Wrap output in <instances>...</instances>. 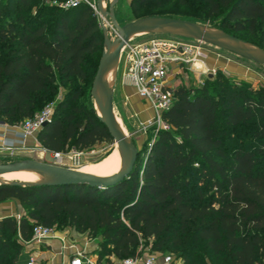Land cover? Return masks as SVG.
Returning a JSON list of instances; mask_svg holds the SVG:
<instances>
[{
    "label": "trees",
    "instance_id": "16d2710c",
    "mask_svg": "<svg viewBox=\"0 0 264 264\" xmlns=\"http://www.w3.org/2000/svg\"><path fill=\"white\" fill-rule=\"evenodd\" d=\"M57 1L30 14L39 0H17L28 13L5 20L0 14V122L20 125L64 86L40 144L60 153L70 144L84 150L113 143L79 100L100 62L97 15L85 4ZM170 1L133 0L132 10L141 17ZM177 3L199 6L220 28L264 47V0ZM175 96L163 114L170 128L158 129L123 182L105 189L1 185L0 203L17 200L25 213L0 219V264H26L25 242L37 223L101 236L100 257H135L149 243L151 253L175 254L183 264H264V87L220 72L201 87L180 85Z\"/></svg>",
    "mask_w": 264,
    "mask_h": 264
},
{
    "label": "rangeland",
    "instance_id": "374dc122",
    "mask_svg": "<svg viewBox=\"0 0 264 264\" xmlns=\"http://www.w3.org/2000/svg\"><path fill=\"white\" fill-rule=\"evenodd\" d=\"M115 0H105V9L109 10L111 5ZM132 1L133 0H118L116 5L114 6V14L117 18V21L120 25H125L129 22L134 21L135 19L146 17V16H162L166 17L167 15L170 18L183 19V20H191L197 21L208 26L214 27L219 30L226 31L220 28V20L208 19L205 17V13L203 10L197 7H182L177 3V0H172L168 4L163 5L162 7L154 10H144L141 13V17L134 14L132 10ZM59 2L57 0H39L37 6L28 10L30 14H36V12L42 6L54 7ZM59 6V5H58ZM0 14L1 19H13L19 12L28 13L27 10L19 7L17 4V0H1L0 6ZM98 21L100 23V27L103 31V47L102 52L96 55L95 62L99 61L102 57L103 52L106 49L105 45V34L104 28L108 30V36L113 41L117 38V33L115 28L111 23V19L107 17L105 19L101 16L99 12L96 13ZM51 16V15H47ZM4 17V19H3ZM110 22V23H109ZM168 34L162 33H148L136 35L130 41L131 43H138L147 41L149 39L155 37H163ZM242 35V34H241ZM250 41V40H249ZM198 47H200L201 52L204 53V58L197 59L194 64L185 65V69L182 70V79L180 80V84L192 87H201L206 80L213 79L218 73H223L226 76L234 79L237 82L246 81L250 84H253L254 87H264V66L259 65L251 60L243 58L235 53L224 50L222 48L216 47L214 45H210L204 42L192 41ZM252 42V41H250ZM254 43V42H252ZM256 44V43H254ZM258 45V44H257ZM97 66V65H96ZM178 76V79L181 78ZM179 84V86H180ZM126 84L122 83V71L121 64L118 65L117 76L115 78L114 84V98L113 105L114 111L116 113V117L120 119L122 126L129 132L139 148L142 150L144 146H150L156 136L158 129L163 128L162 125L157 121H150L153 114L149 109L148 104H146L140 98H133L131 100L126 96L123 92V87ZM92 87L88 93V95H82L79 97L81 102H84L88 107L94 108V100L91 95ZM66 89L64 86H60L58 94L52 99L45 107L52 106L55 108L57 104L65 97ZM44 107V108H45ZM2 123V122H1ZM40 131V130H39ZM27 137L21 142H15V146L12 150H8L5 147L0 145V164L6 163H15L19 161H24L28 159L55 164L58 166L77 169V170H86L87 166L92 163H97L98 161L104 159L108 156L115 147V141L113 143L109 142H101L98 143L88 149L78 150L75 148L73 144H70L67 147L66 152H60L57 155L55 152L49 151L45 149L40 142L38 141V133ZM59 156V158H58ZM144 156H146L144 154ZM14 199L8 200L9 202ZM25 213V210L21 207V212L18 216ZM16 216V217H18ZM67 225H64L60 228V231L67 230ZM60 232V233H62ZM102 238L99 235L89 237L87 233H81V235L76 236L73 239V245L78 246L77 248H81L83 250H88V256L96 257L98 256V260L100 264H116L121 261V259L111 256L107 257L99 255L100 242ZM151 245L149 243L141 246V254L152 252ZM41 251L38 257V263L44 264L48 259L46 256L47 249L45 246L40 247ZM26 252L28 250L30 252L34 250H30L25 247ZM38 254V253H37ZM164 255V254H163ZM166 255L172 256L171 264H183V261L180 258H177L175 254L166 253ZM29 258V256H28ZM112 258H115L114 262ZM28 262V260H27ZM26 262V264H27Z\"/></svg>",
    "mask_w": 264,
    "mask_h": 264
},
{
    "label": "water",
    "instance_id": "95a60500",
    "mask_svg": "<svg viewBox=\"0 0 264 264\" xmlns=\"http://www.w3.org/2000/svg\"><path fill=\"white\" fill-rule=\"evenodd\" d=\"M117 2L118 0H115L110 9L106 10L103 7V0H97L98 12L105 19H107V17L111 19V23L117 33V38L112 41L108 36L107 28H104L106 49L102 54L93 79L91 95L94 100L93 111L96 117L108 129L115 144H118L122 156L121 169L115 174L101 177L82 170L28 159L15 163L0 164V176L20 170H33L47 176V180L35 183L0 181V186L87 185L89 187L105 189L123 182L133 174L140 150L135 144L131 134L124 131L118 124L114 111L113 98L115 78L117 76L122 50L136 35H140L141 33H162L195 39L230 51L264 66V47L227 31L219 30L197 21L162 16H146L135 19L122 26L117 21L113 12ZM112 66H114L115 70L110 79L108 77V69Z\"/></svg>",
    "mask_w": 264,
    "mask_h": 264
},
{
    "label": "built area",
    "instance_id": "2783aa9c",
    "mask_svg": "<svg viewBox=\"0 0 264 264\" xmlns=\"http://www.w3.org/2000/svg\"><path fill=\"white\" fill-rule=\"evenodd\" d=\"M80 4L87 5L95 14L98 12L97 0H65L60 3V6L72 8ZM192 41L201 43L195 39L165 35L143 42H130L121 53L122 83L134 87L138 97L148 104L153 114L150 121L159 122L163 129L170 128L163 120V114L172 106L176 98V89L182 79V70L185 69V65L194 64L197 59L205 56L200 47ZM178 76L181 78L178 79ZM53 113L54 108L47 106L34 117L24 120L20 125L12 126L2 123L10 133L15 134L17 139L4 138L0 145L12 150L15 142H21L41 130L44 124L52 119ZM56 154L59 155V153ZM58 232L59 229L56 226L49 227L37 223L34 225L31 240L25 242V246L31 249L33 246L45 245L51 239L65 240V237H61ZM28 253L27 264H36L35 252L28 250ZM160 259H162V263H160ZM172 259L171 255L148 252L124 258L121 260V264H171ZM90 263L91 260L85 259L83 253L78 252L74 254L69 264Z\"/></svg>",
    "mask_w": 264,
    "mask_h": 264
},
{
    "label": "crops",
    "instance_id": "0c3cea01",
    "mask_svg": "<svg viewBox=\"0 0 264 264\" xmlns=\"http://www.w3.org/2000/svg\"><path fill=\"white\" fill-rule=\"evenodd\" d=\"M123 92L131 100H134L133 98L138 97L134 87L131 86L130 84H126L123 87ZM4 138L17 139L15 134L10 133L9 130L0 122V144L2 143V140ZM20 212H21V206L17 200H12L10 202L5 201L0 203V219L7 216H18ZM60 232L62 231H60L59 229L58 234L61 237H65V240H61L58 238L51 239L48 241L47 244L41 245V246H45L47 249L46 256L48 257V259L45 261L44 264H69L71 258L74 256V254H77L78 252H82L85 259L91 260L90 264H100L97 258L98 256L96 257L88 256L86 255L88 250L77 248L78 246L72 244L73 239L76 236L81 235V233L77 232L75 229L71 227H68V229L63 231L62 233ZM40 247L33 246V248L30 249V250H34L37 256L36 264H39L38 257L41 253V251H36V250H41ZM114 259L115 258H112L113 262L115 261ZM160 263H162V259H160ZM114 264L116 263L114 262ZM118 264H121V261H119Z\"/></svg>",
    "mask_w": 264,
    "mask_h": 264
},
{
    "label": "bare ground",
    "instance_id": "6f19581e",
    "mask_svg": "<svg viewBox=\"0 0 264 264\" xmlns=\"http://www.w3.org/2000/svg\"><path fill=\"white\" fill-rule=\"evenodd\" d=\"M104 4H105V0H103V7L105 9ZM114 70H115L114 66L108 69V77L110 79L114 74ZM116 118L120 127L127 132V130L122 126L120 119L118 117ZM121 167H122V156L118 144L116 143L113 151L108 156L98 161L97 163L95 162L89 164L87 166V169L86 170L84 169L82 171L92 173L97 176L105 177L115 174L121 169ZM47 179L48 177L45 176L44 174H41L33 170H20V171L6 173L0 176V181H5V182L18 181V182H26V183H35V182L45 181Z\"/></svg>",
    "mask_w": 264,
    "mask_h": 264
}]
</instances>
